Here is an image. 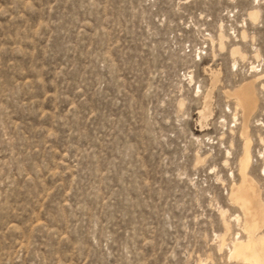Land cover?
Segmentation results:
<instances>
[{
	"label": "rangeland",
	"instance_id": "1",
	"mask_svg": "<svg viewBox=\"0 0 264 264\" xmlns=\"http://www.w3.org/2000/svg\"><path fill=\"white\" fill-rule=\"evenodd\" d=\"M197 25L225 49L184 53ZM262 69L264 0H0V264H242L236 223L217 237L219 207L240 215L228 92ZM261 83L249 173L264 202Z\"/></svg>",
	"mask_w": 264,
	"mask_h": 264
},
{
	"label": "bare ground",
	"instance_id": "2",
	"mask_svg": "<svg viewBox=\"0 0 264 264\" xmlns=\"http://www.w3.org/2000/svg\"><path fill=\"white\" fill-rule=\"evenodd\" d=\"M258 18H259L258 11L252 10V12L249 13L250 21L256 22L258 20ZM240 38H242V40L247 39L246 31H242ZM217 39H219L218 42H217V40L216 41L211 40L212 56H214V57L216 55V47H218L219 51H222L225 49V42H224L225 37H224V35L219 34V37ZM237 45H239V47H241L240 44H237ZM229 52L231 53V55L233 57H239L240 59H243V60L246 57L244 52L242 53V51L238 47H234V48L230 49ZM257 53H258V51H257ZM259 57H260L259 53L257 55H255V58L259 59ZM253 69H255V68H253ZM210 73H212V72H210ZM214 74L215 75L213 76L214 77L213 79L216 80L218 78L216 71ZM263 80H264V69H262L260 72H258V74L253 77V80L251 82H247V83H243V84L241 83V85L237 89L235 88L233 92H230V91L228 92V95L234 99L235 104H236V106L234 107L236 113H234L235 111L233 112L234 113V116H233L234 120L238 118L237 117L238 112H239V114H241L240 115L241 121L239 124L240 127H238V129H239V135H240L241 139L243 140V149H242V153H241V155L237 161V174L239 177L238 182H235V180L232 181V183L230 185L229 192L227 195H228V201L230 202V205L237 208L240 215H229L230 211L228 209L219 207L218 214L220 215L222 224H223L224 229H225V233L218 235L217 237L219 240L218 241L219 242V250H222L223 246L225 245L226 237H227L230 229H232L231 228V226H232L231 222L233 221L236 223V227H238L240 232L242 234H244V238L241 239V237H240V238H237L236 240L234 239L233 241H231L230 247H228L229 248V250H228L229 256L228 257L230 260H234V261L240 262L242 264H264V231H263V228H264V202L261 198L260 191L256 186L257 184H256L255 180L250 176V173H249L251 165H252V160H253L252 139L250 138V120H251V118H253V115L255 114V112L258 108V104H259L258 102L259 101L257 99V94L260 92V91L259 92L256 91L257 89L255 90V83L257 81H263ZM191 81L192 82L194 81L193 78H191ZM259 88L260 87H258V90H259ZM261 88L264 90V83H261ZM198 89H200V87H198ZM256 92H258V93H256ZM198 94H199V92H198ZM210 99H211V92L208 91L204 95V105H203L204 107H203V109L199 110V112H198V115L200 117L199 122L201 123V127L204 126V125H202V123L204 121H206L210 117V115H212V114H210V110H209ZM182 102H181V104L184 103V102L183 103ZM180 107H182V105H180ZM235 122H236V120H235ZM234 128H236V127H234ZM234 131L235 130H231L229 132H231L230 134L234 135ZM223 136H225V135H223ZM219 139H220V137H219ZM222 141L220 143H222ZM260 142L262 144H264V141L261 137H260ZM241 146H242V144H241ZM196 156H197V153H196ZM203 156H205V155H203ZM195 161H196V159H195ZM204 162H205V158H202L200 155H198L197 156L198 165L202 164ZM197 163H196V166H197ZM224 164H225V166H227V164H229V163L227 160H225ZM219 180H221V179H219ZM221 183H223V180H221ZM237 235H239V234H237ZM225 247H226V245H225Z\"/></svg>",
	"mask_w": 264,
	"mask_h": 264
},
{
	"label": "built area",
	"instance_id": "3",
	"mask_svg": "<svg viewBox=\"0 0 264 264\" xmlns=\"http://www.w3.org/2000/svg\"><path fill=\"white\" fill-rule=\"evenodd\" d=\"M230 18H234V20H232L233 24H235L237 16H235L233 13H230ZM233 24L228 25V30L227 33L228 35L232 38H234L237 33H238V29H241L242 26L240 23H236L234 26ZM242 24H244L242 22ZM193 30L195 31L196 34V41L194 44H185L183 47V51L186 54L189 55H194L195 57H203L207 54V51L209 50V47L211 46V39L213 38V34L210 28H203V27H198L197 26H193Z\"/></svg>",
	"mask_w": 264,
	"mask_h": 264
}]
</instances>
